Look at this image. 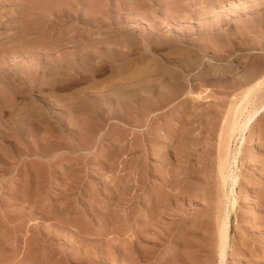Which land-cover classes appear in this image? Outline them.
Returning a JSON list of instances; mask_svg holds the SVG:
<instances>
[{"label":"rangeland","instance_id":"obj_1","mask_svg":"<svg viewBox=\"0 0 264 264\" xmlns=\"http://www.w3.org/2000/svg\"><path fill=\"white\" fill-rule=\"evenodd\" d=\"M33 1L35 2V0H0V264H174L177 260L178 263L181 260L179 264H264V196L261 197L264 195V113L252 123L251 129L246 130L240 139L242 141L241 153L237 157L234 168L241 184L236 185L234 191V197L237 198L235 207L230 205L229 209V204L227 205L230 210L231 233L228 240L226 261L222 263L217 257L216 242L212 243L213 241H210L212 238H209L213 236L219 214V201L222 199L220 197L222 193L221 195L217 193V191H222L214 176L213 155L215 154V147L213 146H215L217 126H220L225 105L229 102L232 93H227V89L223 90V88L221 91V87L217 89L213 85L212 89L210 84H207V87L199 83V87L196 86L194 89L211 88L208 91L212 95H208V99L213 100L212 102L208 100L207 103L201 104L200 108L187 109V111L185 108L188 103L187 100L180 98L177 100L175 108L172 107L167 112L160 114L159 120L157 118L158 122L154 121V125L158 123L155 125L157 133H164V128L168 124L170 125L175 111V115H183L184 125L180 127V132L185 133L186 130H182L185 124L192 126V131H196V133L193 132V136L200 137L198 139L200 142L196 144L198 148L195 147L197 150L199 149L195 151L199 155L200 161L194 165L196 168L195 175L199 174L198 178H200L195 180L193 184V188L196 186L197 191L195 188L194 191L197 193L194 192V196H187L186 199L181 198L183 202L178 199V203L180 201L182 204L180 203L178 206L176 202L170 211L171 215H166V219L164 217L160 226L162 228L159 227L155 231L158 233L155 236L157 238H153L151 241V239L148 240L147 237L143 236L142 242L138 241L140 239H136L137 237L135 238L133 234H136L137 229L140 228V225L142 226L144 221L146 224L149 221L146 214L148 212L147 205L151 201L147 195L150 181L146 179V172H144L148 163V159H146L148 153L145 154L147 152L145 148L149 141V126L144 121L146 115L142 113L137 117L135 111L124 113L123 106H120V109L114 105V102L112 103L114 105L113 111L105 109L100 114L97 113L98 115L89 114L93 112L91 110L87 112L86 109L82 108L75 111L69 110V106H66L68 104L66 100L72 102L71 95L73 97L75 95L80 96L78 94L80 90L84 91L87 88L88 91L89 86V90H92V88H98L117 78L118 75L114 72V68L116 65L126 64L127 59L130 64L120 74L118 73L120 76L121 73H123L122 76L132 74L135 67L143 64V67H147L148 65L145 66L146 62L149 63L150 58L154 56L162 59L165 62L163 64L174 66L173 56L177 60L180 59L177 58L178 56L176 57L174 50L185 54L191 49V51L200 52L199 54L203 56L205 49L209 55H212L216 51L215 48H220L217 49V52L230 54L229 56L226 55L228 62L224 58L222 61L213 63V66L222 68H229L231 65L233 68L236 66L234 71H237L238 75L241 72L243 74L244 71H250L249 69H252L253 64L256 67L255 62L264 61V15L262 14L264 13V0H213L214 3L212 0H208L209 2L200 0L202 5L198 0H183L184 2L182 0H144L143 4L139 6L130 3L128 0H64V5L60 7V10L56 9L53 12L35 7L30 4ZM177 4L178 6H176ZM249 4L253 5L250 7ZM225 6L227 9H224ZM260 6H263L262 9ZM206 9L207 11H205ZM214 9L218 10L215 14L212 12ZM258 9H261L260 13ZM94 12L98 14V17L92 16ZM206 12L208 13L207 16ZM88 13L91 17H88ZM216 14L220 16L222 14L223 18L227 16L228 23L226 26L232 25L224 36L226 38L220 39L222 42L215 37L208 36L207 31H201L200 27L197 30L198 22H201L199 18L202 21H209L212 15L217 16ZM224 14L226 15L224 16ZM164 21L167 22L164 23ZM32 22L33 25L36 24L33 26ZM149 23L154 25L152 27L146 26ZM165 25L170 28L168 26V29L165 28ZM173 25L175 29L179 26L178 30H175ZM249 25L254 27L251 28ZM186 28L188 29L186 30ZM193 29L194 31H192ZM192 33L202 38L197 39ZM159 34L160 36L164 34L167 38L160 37ZM144 35H151L150 37H156L155 39L160 37L164 42L162 41L163 44L160 47H147L148 43L143 39ZM205 36H207V41H201V43L199 40L206 38ZM125 37L136 40L133 42L136 45L134 44V47L130 45V50L127 51L129 54L126 56L127 59L120 53L123 48L126 49L125 45L120 44ZM227 37L232 40L230 41L231 44H229ZM231 37H235L234 40ZM40 38L45 40L41 41ZM36 39L39 43L41 41V44L34 42L37 44L35 45L32 42ZM184 39L186 42L183 41ZM189 39L192 40L189 41ZM24 41L25 43L28 42L29 45L26 46ZM209 42L212 45L210 44V47L206 48ZM256 42L259 44H254ZM22 43L26 47H23ZM194 43L198 45V49ZM213 45L215 47L211 48ZM235 50H237V54ZM239 55L242 58H237ZM243 57L244 60H242ZM135 58L138 66H135L136 62L131 64L130 59L136 60ZM169 58L170 61H168ZM238 59L239 62H242L239 63ZM177 60L176 62L179 63L180 60ZM81 61L83 62L81 63ZM48 65L49 67H47ZM91 65L93 66L91 67ZM50 67L51 72L49 71ZM86 67L89 68L86 69ZM51 82L54 84L51 85ZM15 90L19 92H15ZM66 98H70V100ZM43 99L47 100L46 103L50 106L52 103L51 108L54 109H51L49 113H47L46 108L43 110L40 105V101ZM139 100L138 103H134V107L140 113L143 103ZM31 101L35 102L34 105ZM221 101L226 102L224 106L220 105L222 104ZM70 102L69 104H71ZM54 110L57 116L53 115ZM31 111L32 113L29 115ZM57 111H60V114ZM218 111L223 115L221 116ZM53 116L56 117L53 118ZM87 116L88 118H86ZM136 119H139L138 122ZM87 120L91 121L88 122ZM81 121L87 124L83 123V126ZM159 124L161 127H158ZM201 127L203 130L199 129ZM165 136L160 134L157 142L154 141L153 145L156 144L154 147H161V150L164 151L168 148L167 151L162 152L160 150L157 154L160 153L161 156L160 154L152 156V161L156 163H154L155 166L162 164L163 168H165L164 165L167 160L166 166L171 167V164H174L175 156L183 148L180 143L185 134L184 136L177 134L171 138L169 134L165 133ZM240 140H234L232 143L233 150L238 147ZM211 143L214 145L212 146ZM209 146L213 148L211 149ZM158 160L164 161V165ZM169 166L164 169L166 172L172 171L173 168L170 169ZM180 205L182 206L180 207ZM215 207L218 209L216 210ZM203 209L206 210L205 213L202 211ZM142 218H146V220ZM80 219L88 221L92 228L89 230L82 229L81 224L78 223ZM146 224L143 225L146 226ZM133 230H135L134 233ZM194 233L199 235L197 238L201 243H199L200 246L199 241L197 242L198 239L194 237L196 236ZM192 234L194 236L191 238L194 239L193 243L196 242L195 246L190 238ZM188 238L192 243L190 249V245L187 247L188 244H191ZM132 239L136 240L132 242ZM162 239L164 240L162 241ZM130 242H132L131 245ZM141 244L142 246H140ZM152 246L154 249L150 248ZM210 246H213L212 248L215 250ZM137 248L141 249L137 250ZM145 252L146 254L143 256ZM186 252L190 255H187ZM139 253L143 254L140 256ZM136 255H138L137 258ZM131 257L133 258L131 259ZM134 261H139V263H134Z\"/></svg>","mask_w":264,"mask_h":264},{"label":"bare ground","instance_id":"obj_2","mask_svg":"<svg viewBox=\"0 0 264 264\" xmlns=\"http://www.w3.org/2000/svg\"><path fill=\"white\" fill-rule=\"evenodd\" d=\"M28 1V0H27ZM31 1V0H30ZM69 1V0H68ZM123 1V0H122ZM130 3L132 4H136V6H139L140 4H143L144 0H128ZM126 1V2H128ZM152 1V0H151ZM159 1V0H158ZM161 1V0H160ZM166 1V0H164ZM163 1V3H164ZM168 1H172V0H168ZM174 1V0H173ZM183 1V0H182ZM186 1V0H184ZM183 1V2H184ZM197 1V0H196ZM199 3H200V0H198ZM208 1V0H207ZM238 1V0H237ZM262 1V0H261ZM203 2V0H202ZM201 2V3H202ZM209 2V1H208ZM213 2V0H212ZM220 2V1H219ZM264 2V1H263ZM29 3V2H28ZM68 3V2H67ZM88 3H91V2H88ZM170 3V2H169ZM177 3H180V2H177ZM182 3V2H181ZM200 3V4H201ZM206 3V2H204ZM214 3V2H213ZM216 3V2H215ZM222 3V2H220ZM228 3V2H227ZM233 3V2H232ZM260 3V2H258ZM30 4H33L35 7L37 6L38 8H41V9H47L51 12H53V10H56V9H59L60 10V7L64 5V0H35V2L33 1V3H30ZM96 4V3H95ZM146 4V3H145ZM166 4V3H165ZM198 4V5H200ZM94 5V4H93ZM172 5H173V2H172ZM197 5V4H196ZM202 5V4H201ZM204 5V4H203ZM228 5V4H227ZM244 5V4H242ZM250 5V4H249ZM253 5V4H252ZM250 5V7L252 6ZM178 6V4L176 5ZM175 6V8H176ZM219 6V5H218ZM246 6V5H244ZM65 7V6H64ZM174 7V5H173ZM242 7V6H241ZM240 7V8H241ZM254 7V6H253ZM263 7V6H260V8ZM96 8V7H95ZM94 8V9H95ZM168 5H167V9H168ZM200 8V7H199ZM203 8H205V6H203ZM224 8V7H223ZM221 8V9H223ZM229 8V7H228ZM245 8V7H244ZM247 8V7H246ZM35 9V8H34ZM171 9V8H170ZM169 9V10H170ZM201 9V8H200ZM199 9V10H200ZM208 9V8H207ZM207 9L205 11H207ZM210 9V8H209ZM213 9V8H212ZM218 9V8H217ZM217 9H214L213 14L217 13ZM224 9H227V7L225 6ZM248 9V8H247ZM262 9V8H261ZM260 9V10H261ZM264 9V8H263ZM44 10V11H45ZM46 10V11H47ZM91 10V9H90ZM259 10V9H258ZM260 10L258 11L260 13ZM36 11V10H35ZM42 11V12H44ZM45 11V13H46ZM58 11V10H57ZM87 11V10H86ZM92 11V10H91ZM95 11V10H94ZM144 11V10H143ZM209 11V10H208ZM219 11L222 12V10L219 9ZM41 12V13H42ZM55 12V11H54ZM97 12V10H96ZM94 12L92 14V16L94 17H98V14ZM170 12V11H169ZM39 13V11H38ZM173 13V12H172ZM178 13V12H177ZM204 13V12H203ZM220 13V12H219ZM226 13V12H225ZM248 14V12H246ZM245 13V14H246ZM34 14V13H33ZM102 14V13H101ZM122 14V13H121ZM202 14V12H201ZM206 16L208 15V13L206 12L205 13ZM244 14V15H245ZM264 15V13H262ZM90 14L88 13V17H91L89 16ZM113 15V14H112ZM200 15V14H199ZM211 15V13H210ZM217 16H213L212 15V18L211 20L209 21H202L200 20L199 18V21L201 22H197L199 23L198 24V29L199 30V27L201 29V31H204L206 32L207 31V34L208 36L210 35L211 37H215L216 39L220 40L222 37L224 38V36L226 35V33L228 32L229 28L232 26V25H228L226 26V24L228 23V21L226 20V17L223 18L222 14L221 16L216 14ZM226 14H224L225 16ZM236 15V14H235ZM105 16V15H104ZM256 16V15H255ZM254 16V17H255ZM261 16V15H260ZM111 17V15H110ZM249 17V16H248ZM127 18V17H126ZM132 18V17H131ZM197 18V19H198ZM207 18V17H205ZM257 18H259V16H257ZM153 19V18H152ZM256 19V17H255ZM113 20V19H112ZM125 20V19H124ZM234 20V19H233ZM259 20V19H258ZM94 21V20H93ZM131 22V21H130ZM137 22V21H136ZM163 22V21H162ZM167 22V21H164V23ZM185 22V21H184ZM193 22V21H192ZM230 22V20H229ZM256 22H259V21H256ZM134 23V22H133ZM139 23V22H138ZM36 24V23H35ZM34 24V25H35ZM137 24V23H136ZM143 25V23H141ZM167 24V23H166ZM169 24V23H168ZM194 24V23H193ZM197 24V23H196ZM195 24V25H196ZM32 25H33V22H32ZM33 25V26H34ZM131 25V24H130ZM138 25V24H137ZM150 25L149 24H146V26ZM154 25V24H153ZM152 24L150 25L151 27L153 26ZM252 25V24H251ZM254 25V24H253ZM257 25V24H256ZM140 26V25H139ZM157 27V24L155 25ZM160 26L162 27V25L160 24ZM168 26V25H167ZM167 26L165 25L164 27L167 28ZM177 26V25H176ZM181 26V25H180ZM189 26V25H188ZM250 26V25H249ZM259 26V25H258ZM257 26V27H258ZM30 27V25H29ZM36 27V26H35ZM134 28V26H131ZM149 27V26H148ZM174 29H175V26L173 25ZM172 27V28H173ZM183 27H186V26H183ZM251 27V26H250ZM254 27V26H253ZM251 27V28H253ZM256 27V28H257ZM26 28V27H25ZM38 28V27H37ZM145 28V27H144ZM147 28V27H146ZM159 28V27H158ZM168 28H170L168 26ZM167 28V29H168ZM179 28V26H178ZM178 28H176L178 30ZM190 28V27H189ZM260 28V27H258ZM33 29V28H32ZM35 29V28H34ZM139 29V28H138ZM148 29V28H147ZM151 29V28H150ZM156 28L154 27V30ZM160 29H163V28H160ZM166 29V30H167ZM175 29V30H176ZM182 29V27H181ZM188 28H186L187 30ZM192 29V28H191ZM129 30V29H128ZM137 30V29H136ZM142 30V29H141ZM159 30V29H158ZM157 30V31H158ZM172 30V29H171ZM185 30V28H184ZM240 30V29H238ZM253 30V29H252ZM259 30V29H258ZM261 30V29H260ZM30 31H32L30 29ZM165 31V29H164ZM194 31V29L192 30ZM241 31V30H240ZM244 31V30H243ZM173 32V31H172ZM170 32V33H172ZM177 32V31H176ZM175 32V33H176ZM181 32V31H179ZM185 32V31H184ZM204 32H203V35H204ZM163 33V32H161ZM165 33V32H164ZM169 33V34H170ZM196 34V32H194ZM192 33V34H194ZM150 34V33H149ZM158 34V33H157ZM156 34V36H158ZM166 34V33H165ZM180 33H178L179 35ZM183 35V32L181 33ZM180 34V35H181ZM187 34V32H186ZM194 34V36L199 39V38H202V37H197L196 35ZM198 34V33H197ZM199 34H202L201 32H199ZM132 35V33H131ZM134 35V33H133ZM140 35V34H138ZM153 35V34H152ZM176 35V34H174ZM206 35V33H205ZM261 35V34H260ZM136 36V35H135ZM145 37H143V39L146 40V42L148 43L147 47L149 46L150 48H153L154 46H158L160 47L163 43L161 40L162 38H160L161 36H164V34L160 36L159 34V39H155L154 37H150L151 35H144ZM170 36V35H169ZM186 36V35H185ZM188 36V35H187ZM202 36V35H201ZM259 36V35H258ZM52 37V36H51ZM131 37V36H130ZM134 37V36H133ZM165 37V36H164ZM174 37V36H173ZM193 38V35L191 36ZM206 38H203V39H200L199 41H207V36H205ZM238 37V36H237ZM45 38V37H44ZM167 38V37H165ZM175 38V37H174ZM190 38V36H189ZM226 38V37H225ZM224 38V39H225ZM233 38V37H231ZM235 38V37H234ZM233 38V40H234ZM169 39H172L169 37ZM183 39V38H182ZM186 39V38H185ZM185 39L183 41H185ZM211 39V38H210ZM227 39L230 41H232L230 38L227 37ZM226 39V40H227ZM37 40V39H36ZM32 41L33 43L36 42L37 44L39 43V41ZM41 41H44L43 38L39 39ZM166 40V39H165ZM168 40V39H167ZM188 40V38L186 39ZM192 40V39H191ZM189 39V41H191ZM194 40V38H193ZM262 41V39H260ZM41 41L39 44H41ZM136 40L135 39H132V38H128V37H125L124 38V41H121L120 44H123L125 45L124 47H126V49L123 48V51L120 52L121 53V56H123L125 59H127L126 56H128V50H130V45H133L134 47V44L133 42H135ZM140 41H142L140 39ZM182 41V40H181ZM213 41V40H212ZM221 41V40H220ZM244 41V40H243ZM260 41V42H261ZM111 42V41H110ZM144 42V41H143ZM164 42V41H163ZM186 42V41H185ZM188 42V41H187ZM194 42V41H193ZM198 42V41H197ZM222 42V41H221ZM224 42V41H223ZM259 42V41H258ZM258 42L254 43V44H257ZM13 43V42H12ZM25 43V41H24ZM53 43V42H52ZM173 43V42H172ZM182 43V42H181ZM191 43V42H190ZM196 43V42H195ZM194 43V45H195ZM202 43V42H201ZM215 43V42H214ZM227 43V42H226ZM23 44V43H22ZM21 44V45H22ZM26 46H28V42L25 43ZM35 44V43H34ZM35 44V45H37ZM43 44V43H42ZM141 44V43H140ZM165 44V43H164ZM200 44V43H199ZM205 44H207V42H205ZM210 42L208 45H206V48L210 47ZM231 44V42L229 43ZM234 44V42H233ZM241 44V43H240ZM253 44V45H254ZM259 44V43H258ZM11 45V43H10ZM16 45V44H15ZM32 47L33 44H31ZM122 45V46H123ZM136 45V44H135ZM185 45V44H184ZM187 45V44H186ZM193 45V46H194ZM212 45V44H211ZM219 45V44H217ZM237 45H239V43H237ZM243 45V44H241ZM240 45V47H241ZM23 47H26L24 44L22 45ZM20 46V47H22ZM140 46V45H139ZM142 46V45H141ZM144 46V45H143ZM191 46V44H190ZM198 45H195V47L197 48ZM205 46V45H204ZM223 46V45H222ZM233 46V45H231ZM246 46V45H245ZM188 47V46H187ZM215 45H213V47L211 46V48H214ZM227 47V46H226ZM230 47V46H228ZM236 47V46H235ZM238 47V46H237ZM250 47V45H249ZM253 47V46H251ZM29 48V47H28ZM28 48H24V49H27L29 50ZM140 48V47H138ZM142 48V47H141ZM146 48V47H145ZM184 48V47H183ZM186 48V47H185ZM189 48V47H188ZM234 48V47H233ZM239 48V47H238ZM243 48V47H242ZM32 49V48H31ZM164 49V48H163ZM195 49V48H193ZM198 49V48H197ZM202 49V48H200ZM217 49H220V48H217ZM217 49L215 48V52L214 54L212 53V55H209L205 49L204 53H203V56L202 54H199L196 52H194V50L191 51V49L189 51H187V53L183 50V52H185V54H183L182 52H178L177 50H174L176 53H174L176 55L177 58H180L179 60H177L174 56H173V65L174 66H170V65H165L163 64L164 61H162V59H159L157 58L156 56L150 58V61L149 63L146 62L148 65L147 67H143L142 66H139V67H135L134 68H131V69H134L133 73L130 74V75H123V73H121V76L119 75L121 71H123L126 67H128V65L130 64V61L128 62V59H127V62L126 64H120V65H116V67L114 68L115 69V73L116 75H118L117 78H115L114 80L112 81H109L108 83H105L103 84L102 86H99L98 88L95 87V89L92 88V90H89V87H88V91L85 89V86H84V91L80 90V96H72L71 95V100H73L72 102H70L71 104H69V102L66 100V99H69L70 98H66V102L69 104H67L66 106H69V110H78V108H82V109H86L87 112H89L88 110H91L93 113H89V114H97V113H101L102 110H105V109H111L113 111V106L114 105H117L118 108L121 106H123V112L124 113H131L132 111H135L134 113L137 115V117L139 116V114H144L146 115V120L145 123L148 124L149 126V132H148V136H149V141H148V146L145 148L146 149V155L148 153V163H147V168L144 172L145 175H146V179H148V181H150V185L149 187L147 188L148 189V198L151 200L149 202V205L148 206V212H147V218H148V222L146 224V222L144 221L143 224H146V226H144L142 224V226L140 225L139 229H137V232L136 234H133L135 236L136 239H140L138 241H141V239H143V236L144 237H147V239H152L153 238H157L155 237L156 235H158L156 231V229H158L161 224H162V221L164 220V217L168 214L171 215V210L173 209V206H175L176 202L178 204H180L182 201V199H186L187 196H194V192L195 194L197 193V189H196V186L194 187L196 191H194V188H193V184L195 182V180L199 179L198 178V175L196 173V168H194V165L196 162L200 161V157L199 155L196 154V151L197 150L195 147L197 146L196 144H198V142H200L196 136H193V132L195 131H192L191 127L190 126H187L185 124V127L184 129H182L183 131H185V133H182L180 132L181 130V126L184 125V121L182 120V117L183 115L181 116H178V115H175V111H174V115H173V118H171V122H170V125L166 128H164L165 132L164 133H157V127L155 125H157L158 121H157V118L159 120V116L160 114L162 113H165L167 112L168 110H170L172 107L175 106V104L178 102L177 100L180 99V98H185L187 100V105H186V110L187 109H193V108H196V107H199L201 104H203L204 102L207 103V101L209 100V96L208 95H212L210 94V92L208 90H211V88H207V84H210L209 86H215L217 89L219 87H221V91H223L224 89H227V93H232L231 98L229 99V102H227V105H225V101H221L222 104H220V102H218L220 105L222 106H226L225 108V112H224V115L223 113H221V116L223 115V118L221 119V123H219L220 126H217L218 129H217V133H216V141H215V146H213L214 144L211 143V145L213 147H215V154L213 155L214 156V159H213V163H214V176L216 177V183L218 185V187L220 188V190L222 192H218L219 195H222L220 196L222 199H220L219 201V214L217 215V220H216V224H215V230H214V233H213V236L212 237H209V238H212V240L210 241H213L212 243L216 242L215 245H217V251H218V255L217 257L221 260L222 263H225L226 261V255H227V246H228V240H229V236H230V205H232V207L234 208L235 205H236V202H237V198L234 197V191L236 189V185L238 184H241L240 183V178L238 175H236V172H235V168L234 166H236V162H237V157L238 155H240L241 153V145H242V141L240 140L243 135L245 134L246 130H248L249 128L251 129V125L252 123L259 117L261 116L263 113H264V61H260L262 62L263 64H261L260 62L257 63L255 62L257 65H255L256 67H254V64L253 66L251 67L252 69H249L250 71H244L243 74L241 72V74L237 73V71H234L236 70V68L232 67V65L229 67V68H222V67H216V66H213V63L221 60L222 59L224 60L225 58V61L226 60V54L218 51L217 52ZM223 49V47H222ZM230 49V48H229ZM229 49H227L229 51ZM236 49V48H234ZM117 50V49H116ZM139 50V49H138ZM169 50V49H168ZM213 50V49H212ZM225 50V49H223ZM231 50H232V47H231ZM242 50V49H241ZM240 50V51H241ZM120 51V50H119ZM141 51V50H140ZM149 51V50H148ZM146 51V52H148ZM227 51V52H228ZM233 51V50H232ZM237 50H235L236 52ZM239 51V50H238ZM239 51V52H240ZM163 52V51H162ZM202 52V51H201ZM234 52V53H235ZM119 53V52H118ZM164 53V52H163ZM232 53V52H231ZM238 52H236L237 54ZM244 53V52H243ZM113 54V53H112ZM139 54V53H138ZM155 54H156V51H155ZM229 54V52H228ZM74 55V54H73ZM72 55V56H73ZM114 55V54H113ZM120 55V54H118ZM158 55V54H157ZM163 55V54H162ZM170 55V54H169ZM173 55V54H172ZM230 55V54H229ZM227 55V56H229ZM232 55V54H231ZM235 55V54H234ZM242 55V54H240ZM237 57V58H242V57ZM110 56V55H109ZM142 56V55H141ZM152 56V55H151ZM166 55H164L165 57ZM74 57V56H73ZM143 57V56H142ZM150 57V56H149ZM161 57V56H160ZM167 57V56H166ZM252 57V56H251ZM258 57V56H257ZM76 58V57H75ZM91 58V57H90ZM131 58V57H130ZM168 58V57H167ZM179 61V63L176 62V60ZM136 59V58H135ZM145 59V58H143ZM149 59V58H148ZM239 59L237 60L239 62ZM246 59V58H245ZM252 59V58H251ZM88 60V59H87ZM92 60V59H91ZM131 60V64L133 65L136 61V60ZM142 60V59H141ZM172 60V59H171ZM244 60V57L243 59ZM123 61V60H121ZM145 61V60H144ZM143 61V62H144ZM170 61V58L169 60ZM83 61H81L82 63ZM125 62V61H124ZM141 62V61H139ZM142 62V63H143ZM228 62V61H227ZM242 62V61H240ZM239 62V63H240ZM250 62V61H249ZM80 63V62H79ZM86 63V61H85ZM88 63V62H87ZM92 63V62H91ZM165 63V62H164ZM170 63V62H169ZM224 63V62H223ZM226 63V62H225ZM233 63V62H231ZM238 63V65H239ZM245 63V62H244ZM248 63V62H247ZM138 63L136 62L135 66L137 65ZM246 64V63H245ZM259 64V66H258ZM84 65V64H83ZM90 65V64H88ZM141 65V64H140ZM55 66V65H54ZM93 65H91L92 67ZM114 66V65H113ZM138 66V65H137ZM219 66V65H218ZM44 67V66H43ZM46 67V66H45ZM49 67V65L47 66ZM90 67V66H89ZM89 67H86L89 68ZM130 67V66H129ZM132 67V66H131ZM226 67V66H225ZM111 68H113L111 66ZM31 69V68H29ZM62 69V68H61ZM60 69V70H61ZM246 69V68H245ZM53 70V69H52ZM59 70V69H58ZM91 70V69H90ZM244 70V68H243ZM51 72V67H50V70ZM63 71V70H62ZM126 71V70H125ZM130 71V70H129ZM240 71V70H238ZM37 72V71H36ZM49 72V73H50ZM54 72V71H53ZM52 72V73H53ZM59 72V71H58ZM31 73V72H30ZM119 73V74H118ZM33 74V73H32ZM112 74V73H111ZM18 75V74H16ZM15 75V76H16ZM42 75V73H41ZM44 75V73H43ZM113 75V74H112ZM111 76V75H110ZM110 78V77H108ZM36 79V78H34ZM46 80V78H45ZM106 80V79H104ZM103 80V81H104ZM109 80V79H108ZM106 80V81H108ZM198 80V82H196ZM102 81V80H101ZM2 82V81H1ZM45 82V81H44ZM49 82V81H48ZM47 82V84H48ZM92 82V81H91ZM94 82V81H93ZM100 82V81H99ZM199 83H202L204 84L205 86H207L206 88H202L200 90H195L194 88L196 86H198ZM51 85L54 84L53 82L50 83ZM90 84V83H88ZM93 84V83H92ZM101 84V82H100ZM91 85V84H90ZM94 85V84H93ZM92 86V85H91ZM97 86V85H96ZM199 87V86H198ZM19 88V87H18ZM223 88V90H222ZM3 89V88H2ZM213 89V87H212ZM215 89V90H217ZM231 89V90H229ZM14 90V89H13ZM79 91V90H78ZM82 91V92H81ZM214 91V90H213ZM220 91V92H221ZM15 92H19L18 90H15ZM209 92V93H208ZM217 92V91H216ZM219 92V91H218ZM223 93V92H221ZM225 93V92H224ZM72 94V93H71ZM75 94V93H74ZM214 94V93H213ZM216 94V93H215ZM181 96V97H179ZM70 97V96H69ZM217 97V96H216ZM8 98V97H7ZM33 98V97H32ZM31 98V99H32ZM56 98V97H55ZM142 99V100H139V99ZM211 98V97H210ZM46 99V98H45ZM50 99V98H49ZM58 99V98H57ZM34 100V99H32ZM44 100V99H43ZM40 101V105L41 107L43 108V110H45L44 108H46L48 111L47 113H49L51 111V106H52V103H51V106L49 104H47V100L44 102V101ZM51 100V99H50ZM142 101V105H141V110H140V113L135 110V105L134 103L137 102V101ZM225 100V99H224ZM57 101V100H56ZM211 101V99L209 100ZM213 101V100H212ZM211 101V102H212ZM30 102V101H29ZM32 102V101H31ZM115 103L114 105H112V103ZM33 105L35 102H32ZM46 103V104H45ZM138 103V102H137ZM56 104V103H55ZM58 104V103H57ZM212 104V103H211ZM14 105V104H13ZM61 105V104H60ZM65 105V104H64ZM63 105V106H64ZM20 106V105H19ZM36 106V105H35ZM63 106H61V108H63ZM221 106V107H222ZM22 107V106H21ZM21 107H18L20 109H22ZM32 107V106H31ZM40 107V108H41ZM120 107V109H121ZM220 107V108H221ZM24 108V107H23ZM36 108V107H35ZM38 108V107H37ZM39 108V109H40ZM57 108V107H56ZM59 108V107H58ZM137 108V106H136ZM175 108V107H174ZM177 108V107H176ZM200 108V107H199ZM34 109V108H33ZM32 109V110H33ZM54 109V108H53ZM52 109V110H53ZM211 109V108H210ZM28 110V109H27ZM42 110V111H43ZM60 110V109H59ZM202 110V109H201ZM205 110V109H204ZM223 110V109H221ZM23 111V110H22ZM35 111V109H34ZM41 111V112H42ZM62 111V110H61ZM85 111V110H84ZM142 111V112H141ZM188 111V110H187ZM207 111H210V110H207ZM36 112V111H35ZM45 112V111H44ZM58 112V111H57ZM60 112V111H59ZM58 112V113H59ZM66 112H69V111H66ZM117 112V111H116ZM200 112V111H199ZM215 112V111H214ZM21 113V112H20ZM28 113V112H27ZM32 113V111L29 113V115ZM46 113V112H45ZM56 111L54 110V114L53 115H56L55 114ZM103 113V112H102ZM170 113V112H169ZM193 113V112H192ZM198 113V112H197ZM202 113V111L200 112ZM206 113V112H205ZM16 114V113H15ZM60 114V113H59ZM88 114V116H89ZM177 114V112H176ZM19 115V114H18ZM26 115V114H25ZM24 115V116H25ZM47 115V114H46ZM80 115V114H79ZM92 115V116H93ZM98 115V114H97ZM130 115V114H129ZM132 115V114H131ZM187 115V114H186ZM192 115V114H191ZM195 115V113H194ZM15 116V115H14ZM39 116V115H38ZM49 116V115H48ZM57 116V115H56ZM55 116V117H56ZM63 116V115H62ZM61 116V117H62ZM88 116L86 118H88ZM143 116V115H142ZM203 116V115H202ZM201 116V117H202ZM211 116V115H210ZM215 116V115H214ZM23 117V116H22ZM44 117V116H43ZM52 117V116H51ZM50 117V118H51ZM53 116V118H55ZM135 117V116H134ZM187 117V116H186ZM19 118V117H18ZM46 118V117H45ZM49 118V119H50ZM59 118V117H58ZM57 118V119H58ZM73 118V117H72ZM128 118V117H127ZM142 119V117H140ZM145 118V117H144ZM163 118V117H162ZM160 118V119H162ZM184 118H185V113H184ZM183 118V119H184ZM221 118V117H220ZM15 119V117H14ZM55 119V120H57ZM75 119V118H74ZM77 119V118H76ZM135 119V118H134ZM170 119V118H169ZM195 119V118H194ZM197 119H198V116H197ZM201 119V118H200ZM17 120V119H16ZM40 120V119H39ZM44 120V119H43ZM46 120V119H45ZM54 120V119H53ZM73 120V119H72ZM81 120V119H79ZM86 121V119H84ZM92 120V119H91ZM89 120V121H91ZM139 119H136V122H138ZM157 121L154 125V121ZM190 120V119H189ZM202 120V119H201ZM212 120V119H211ZM13 121V120H12ZM15 121V120H14ZM13 121V122H14ZM41 121V120H40ZM47 121V120H46ZM51 121V120H50ZM59 121V120H58ZM88 121V120H87ZM88 121V122H89ZM135 121V120H134ZM142 121V120H141ZM192 121V120H191ZM94 122V121H93ZM133 122V121H132ZM143 122V121H142ZM186 122V121H185ZM200 124H202L201 121H199ZM198 122V123H199ZM34 123V122H33ZM48 123V122H47ZM59 123V122H58ZM84 123V122H83ZM82 121H81V124L84 126V124H87V123H84L83 124ZM129 123V122H128ZM187 123V122H186ZM190 123V122H189ZM197 123V124H198ZM205 123V122H203ZM210 123V122H209ZM213 123V122H212ZM215 123V122H214ZM19 124V122H18ZM77 124H80L79 122H77ZM126 124V123H124ZM132 124V123H131ZM161 124V123H160ZM160 124L158 125V127L160 126ZM166 124V123H165ZM163 124V125H165ZM207 124V123H206ZM32 125V124H31ZM61 125V124H60ZM212 125V124H211ZM77 126V125H76ZM90 126V125H89ZM201 126V125H200ZM206 126V125H205ZM4 127V126H3ZM27 127V126H26ZM80 127V126H79ZM161 127V126H160ZM204 128V126H203ZM203 128H199V129H202ZM208 128V127H207ZM15 129V128H14ZM148 129V128H147ZM205 129V128H204ZM214 129V128H213ZM211 130V129H210ZM209 130V132H210ZM94 131V130H93ZM197 131H200V130H197ZM216 131V129H215ZM46 132V131H45ZM157 133V135H156ZM165 133L166 134H169V136L172 138L173 136H176L177 134H181L185 136L181 139V146L183 147L181 150H179V152L177 153V155L175 156V161H174V164H171L172 166V171L171 172H166L164 169L165 168H168V166H166V164L168 163L167 161L165 162L166 164L164 165V161H160L162 160V158H157V159H160L158 160V162L160 161V163H163V165L165 166V168H163V166H161L162 164H160V166H155V162L152 161V156H154L155 154L158 153V151L161 150V147H154V144L153 145V142L158 140V138L160 137V134L164 135L165 136ZM196 133V131L194 132ZM48 134V133H47ZM50 134V133H49ZM189 134V135H188ZM209 134V133H208ZM42 135V134H41ZM212 135V134H211ZM215 135V134H214ZM49 136V135H48ZM47 136V137H48ZM82 136V135H81ZM198 136V135H197ZM206 136V135H205ZM43 137V136H42ZM41 137V138H42ZM45 137V135H44ZM51 137V136H50ZM74 137V136H73ZM163 137V136H162ZM166 137V136H165ZM168 137V136H167ZM22 138V137H21ZM40 138V137H39ZM118 138V137H117ZM201 138H204V137H201ZM210 138V136H209ZM253 138V136H252ZM86 139V138H85ZM147 139V140H148ZM167 139V138H166ZM240 140L241 142L239 143L238 147L235 148V150H233L232 148V143L234 142V140ZM25 140V139H24ZM40 140V139H38ZM44 140V139H43ZM48 140V139H47ZM83 140V139H82ZM164 140V139H163ZM157 142V141H156ZM203 142V141H202ZM43 143V142H41ZM166 143V142H165ZM170 143V142H169ZM163 144V143H162ZM204 144V143H202ZM140 145V143H139ZM141 146V145H140ZM160 146V145H159ZM162 146V145H161ZM179 146V147H181ZM165 148V146H163ZM178 147V149H179ZM211 147V146H209ZM211 147V149L213 148ZM142 148V147H141ZM198 148V146H197ZM208 148V147H207ZM168 149V148H167ZM166 149V151H167ZM206 149V148H205ZM209 149V148H208ZM210 149V152L212 151ZM49 150V149H48ZM199 150V149H198ZM197 150V151H198ZM202 150H204L202 148ZM200 150V151H202ZM47 151V150H46ZM144 151V150H143ZM162 152L164 150H161ZM164 151V152H166ZM175 151V150H174ZM206 151V150H205ZM244 151V150H243ZM214 152V150H213ZM212 152V153H213ZM202 153V152H201ZM209 153V152H208ZM160 154V153H159ZM157 154V155H159ZM166 154V153H165ZM200 154V152H199ZM156 155V157H157ZM162 154H160L161 156ZM243 156V154H241ZM172 156V155H171ZM159 157V156H158ZM211 157V156H210ZM245 157V156H243ZM154 158V157H153ZM167 158V157H166ZM213 158V157H212ZM211 158V159H212ZM156 159V158H154ZM166 160V159H165ZM155 163V164H154ZM158 164V163H157ZM134 166V165H133ZM174 166H176V168H174ZM203 166V165H202ZM209 166V165H208ZM146 167V165H145ZM170 167V166H169ZM170 167V169H171ZM141 168V167H140ZM141 168V169H142ZM208 168V167H207ZM213 168V167H212ZM136 169V168H134ZM139 169V168H138ZM167 170V169H166ZM199 170V169H198ZM208 170V169H207ZM136 172V171H135ZM139 172V171H138ZM144 172H141L140 173H143ZM210 172V171H209ZM203 173V172H202ZM205 173V172H204ZM207 173V171H206ZM133 174V173H132ZM136 174V173H135ZM211 175V174H210ZM244 175V174H243ZM197 176V177H196ZM201 176V175H200ZM137 177V176H136ZM204 177V176H203ZM207 177V176H206ZM209 177V175H208ZM210 178H212L210 176ZM244 178V177H243ZM138 179V178H137ZM145 179V180H146ZM130 180V179H129ZM139 180V179H138ZM204 180V179H203ZM202 180V181H203ZM211 180V179H209ZM173 181V182H172ZM208 181V180H207ZM206 181V182H207ZM143 182V181H142ZM147 182V181H146ZM198 182V181H197ZM243 182V181H242ZM264 182V181H263ZM139 183V182H138ZM149 183V182H148ZM209 183V182H208ZM144 184V183H143ZM210 184V183H209ZM121 185V184H120ZM196 185V184H195ZM126 186V185H124ZM131 186V185H130ZM143 186V185H142ZM129 187V186H128ZM146 187V186H145ZM132 188V187H131ZM126 189L127 186H126ZM125 189V190H126ZM230 189V190H229ZM124 190V189H123ZM137 190V189H136ZM135 190V191H136ZM219 190V189H218ZM139 192V191H137ZM261 192V191H260ZM262 194V193H260ZM259 194V195H260ZM146 195V196H147ZM136 196V195H135ZM134 196V197H135ZM218 197V195H216ZM264 195H261V197H263ZM216 197V198H217ZM178 199L180 200L179 203H178ZM225 199V200H224ZM227 199V200H226ZM261 199V198H260ZM133 200V199H132ZM149 201V200H148ZM264 201V200H263ZM183 202V201H182ZM217 202V201H216ZM240 203V202H239ZM182 204V203H181ZM217 204V203H216ZM215 204V206H216ZM229 204V209L227 208V205ZM179 206V205H178ZM182 205H180L181 207ZM207 206V205H206ZM217 207V206H216ZM215 207V208H216ZM175 208V207H174ZM210 208V206H209ZM216 208V210L218 209ZM176 209V208H175ZM137 210V209H136ZM182 210V209H181ZM56 211V210H55ZM174 211V210H173ZM204 211V209L202 210ZM206 211V210H205ZM204 211V213H205ZM178 212V211H177ZM176 213V212H175ZM201 213V212H200ZM209 213V211H208ZM215 213V212H214ZM173 214V213H172ZM180 215V214H178ZM210 215V214H209ZM66 216V215H65ZM135 216V215H134ZM169 216V215H168ZM167 216V217H168ZM177 217V216H176ZM246 217V216H245ZM80 218V217H79ZM241 218V217H240ZM263 218V217H262ZM143 219V218H142ZM166 219V217H165ZM176 219V218H175ZM174 219V220H175ZM204 219V218H203ZM261 219V218H260ZM259 219V220H260ZM143 220H146V218H144ZM171 220V219H170ZM179 220V219H178ZM75 221V220H74ZM135 221V220H134ZM176 221V220H175ZM205 221V220H203ZM174 222V221H172ZM199 222V221H198ZM257 223V221H255ZM264 222V220H263ZM78 223L81 224L80 227H82V229L84 230H89L92 228V225L86 221L85 219H80L78 220ZM166 223V222H164ZM163 223V224H164ZM171 223V221H170ZM177 223V222H176ZM201 223V222H200ZM199 223V224H200ZM205 223V222H204ZM203 223V224H204ZM169 224V223H168ZM198 224V225H199ZM202 224V225H203ZM138 226V224H136ZM201 225V226H202ZM94 226V225H93ZM164 226V225H162ZM197 226V224H196ZM205 227V226H204ZM203 227V228H204ZM133 228V227H132ZM162 228V227H160ZM199 228V227H198ZM135 229V230H136ZM195 229V228H193ZM202 229V228H201ZM133 230L132 232L134 233ZM161 230V229H160ZM205 231H207L206 229H204ZM131 231V230H130ZM88 232V231H87ZM168 232V231H167ZM165 233V232H164ZM163 233V234H164ZM208 233V232H207ZM162 234V235H163ZM195 234V233H194ZM196 235V234H195ZM198 235V234H197ZM194 236L192 234L191 237H196L195 239H198L197 237L199 236ZM208 235V234H207ZM133 236V238H134ZM202 236V235H201ZM200 236V237H201ZM206 237V236H205ZM161 238V237H160ZM163 238V237H162ZM190 238H188L190 240ZM204 238V236H203ZM208 238V237H207ZM135 239V240H136ZM159 239V237H158ZM206 239V238H204ZM215 239V241H214ZM133 240V239H132ZM135 240H133L132 242H134ZM155 240V239H154ZM164 239H162L163 241ZM187 240V241H189ZM192 240V238H191ZM191 240L189 241V243H191ZM194 240V239H193ZM193 240H192V243H193ZM203 240V239H202ZM184 241V240H183ZM186 241V239H185ZM196 241V240H195ZM199 241V239L197 240V242ZM130 242V245L131 243ZM142 242V241H141ZM144 242V240H143ZM148 242V241H147ZM146 242V243H147ZM155 242V241H154ZM152 242V243H154ZM136 243H139L136 241ZM135 243V244H136ZM146 243H145V246H146ZM156 243V242H155ZM191 244H188L187 247H189V249L191 248ZM200 243V241L198 242V244ZM144 244V243H143ZM149 244V243H148ZM194 246L196 244V242L193 243ZM201 244V243H200ZM199 244V246H200ZM129 245V244H128ZM128 245H126V247L128 248ZM134 245V243H133ZM132 245V246H133ZM151 245V244H149ZM158 245V244H157ZM213 245V244H212ZM214 245V246H215ZM34 246V245H33ZM131 246V247H132ZM142 246V244L140 245ZM186 246V245H184ZM135 247V246H133ZM137 247V246H136ZM211 247V246H210ZM213 247V246H212ZM211 247V248H212ZM125 248V247H124ZM130 248V247H129ZM144 248V247H143ZM147 248H148V245H147ZM150 248H153L150 247ZM136 249V248H135ZM141 249V248H140ZM139 248H137V250H140ZM149 249V248H148ZM154 249V248H153ZM186 249V248H185ZM188 249V248H187ZM214 249V248H212ZM130 250V249H128ZM132 250V249H131ZM143 250V249H142ZM145 250V248H144ZM157 250V249H156ZM192 250V249H191ZM215 250V249H214ZM213 250V251H214ZM33 251V250H32ZM147 251V250H145ZM150 251V249H149ZM152 251V250H151ZM155 252V250H153ZM160 251H161V248H160ZM189 251V250H188ZM194 251V250H192ZM191 251V252H192ZM212 251V252H213ZM34 252V251H33ZM128 252H131V251H128ZM215 252V251H214ZM213 252V253H214ZM91 253V252H90ZM133 253V252H131ZM152 253V252H151ZM159 253V252H158ZM171 253V252H170ZM187 253V252H186ZM185 253V254H186ZM89 254V253H87ZM137 254V252H136ZM140 254V253H139ZM138 254V255H139ZM143 254V253H141ZM140 254V256H141ZM146 254V252L143 254V256ZM153 254V253H152ZM165 254V253H164ZM168 254V252H167ZM175 254V253H174ZM184 254V253H183ZM192 254V253H191ZM136 255V258L137 256ZM158 255V254H157ZM171 255V254H170ZM187 255H190V253ZM186 255V256H187ZM197 255V254H196ZM89 256V255H88ZM139 256V257H140ZM148 256V255H146ZM167 256V255H166ZM173 256V255H172ZM185 256V255H184ZM134 257V256H133ZM131 257V259L133 258ZM150 257H152V255L150 254ZM177 257V256H176ZM190 257V256H189ZM188 257V258H189ZM88 258V257H87ZM161 258V257H160ZM164 258V257H162ZM187 259V258H186ZM184 259V260H186ZM193 259V258H192ZM139 260V258H138ZM142 260V258H141ZM180 260V259H179ZM188 260V259H187ZM157 261V260H156ZM178 261V260H177ZM176 261V263L174 264H179V263ZM208 261V260H206ZM139 263V261H134V263ZM142 262V261H140ZM140 264V263H139ZM158 264V263H157Z\"/></svg>","mask_w":264,"mask_h":264}]
</instances>
